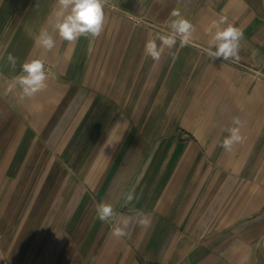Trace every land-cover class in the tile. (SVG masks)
<instances>
[{
	"label": "crops",
	"instance_id": "1",
	"mask_svg": "<svg viewBox=\"0 0 264 264\" xmlns=\"http://www.w3.org/2000/svg\"><path fill=\"white\" fill-rule=\"evenodd\" d=\"M174 9L190 43L153 61L145 42ZM58 10L0 0V264H264V0H104L100 35L72 43ZM222 16L243 33L238 61L205 52ZM32 59L48 78L25 97L14 78ZM100 202L129 218L124 238Z\"/></svg>",
	"mask_w": 264,
	"mask_h": 264
},
{
	"label": "clouds",
	"instance_id": "2",
	"mask_svg": "<svg viewBox=\"0 0 264 264\" xmlns=\"http://www.w3.org/2000/svg\"><path fill=\"white\" fill-rule=\"evenodd\" d=\"M59 10L56 15L62 19L55 24L59 36L62 40L69 43L75 42L81 36L83 37H98L103 30L105 19L104 0H57ZM67 13V14H65ZM219 25H224L219 28ZM167 27L170 31L167 34H160L155 39H149L145 42L144 53L153 61L161 59L164 49H172L179 38L181 46H186L190 43L191 34L193 31L192 23L184 18L178 10H173L171 18L167 21ZM217 28L210 42L209 48L205 52L209 58H220L227 61L239 60L240 41L243 39L242 31L227 22L226 17H220L218 21H213L210 28ZM36 43L46 50H52L55 46V41L46 30H42L39 36L35 37ZM159 40V45L157 43ZM213 45L215 50H213ZM7 61L15 68L17 58L9 53ZM23 74L14 78L15 83H18L22 89V94L25 97H33L36 93L42 91L46 87L47 80L45 63L41 59H32L22 65ZM11 90V88L9 89ZM235 124L240 121L235 119ZM119 123V122H117ZM228 137L223 141L225 150H230L232 145L241 140L239 128L233 127L227 129ZM124 199L131 202L136 197L129 191L125 193ZM97 219L101 222L112 225L111 234L117 239L124 238L127 235L125 229L128 227L130 220L124 217L120 225L114 223V219L119 215L114 211L113 206L109 203L100 202L95 208ZM135 215L138 217L137 223L140 226H147L150 221L147 215L142 210H135Z\"/></svg>",
	"mask_w": 264,
	"mask_h": 264
}]
</instances>
